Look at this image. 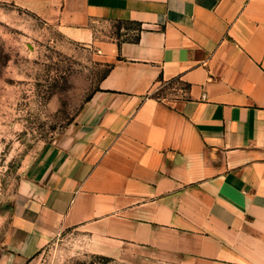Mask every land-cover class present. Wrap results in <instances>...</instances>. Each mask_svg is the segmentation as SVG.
<instances>
[{
    "label": "crops",
    "instance_id": "crops-1",
    "mask_svg": "<svg viewBox=\"0 0 264 264\" xmlns=\"http://www.w3.org/2000/svg\"><path fill=\"white\" fill-rule=\"evenodd\" d=\"M0 1L77 41L134 25L96 42L113 66L21 180L0 264L70 232L94 254L264 264V0Z\"/></svg>",
    "mask_w": 264,
    "mask_h": 264
},
{
    "label": "rangeland",
    "instance_id": "rangeland-1",
    "mask_svg": "<svg viewBox=\"0 0 264 264\" xmlns=\"http://www.w3.org/2000/svg\"><path fill=\"white\" fill-rule=\"evenodd\" d=\"M133 26L99 22L94 41H77L57 22L0 1V247L5 248L14 230L21 180L78 120L109 68L96 42L131 38ZM173 91L160 84L155 92L164 96ZM142 255L94 254L70 232L58 235L24 264H163Z\"/></svg>",
    "mask_w": 264,
    "mask_h": 264
},
{
    "label": "trees",
    "instance_id": "trees-1",
    "mask_svg": "<svg viewBox=\"0 0 264 264\" xmlns=\"http://www.w3.org/2000/svg\"><path fill=\"white\" fill-rule=\"evenodd\" d=\"M138 29L139 30H141V25H140V27H138ZM139 39V34L138 35H136V37H134V40H138ZM112 66H113V63H109V68H108V70L105 72V74L103 75V77L109 72V70L112 68ZM102 77V78H103ZM179 79H173V80H171V81H169V82H165V84L166 85H168V86H170L172 83H176L177 81H178ZM164 82V81H163ZM98 89V88H97ZM155 94L158 96V97H161L162 95L160 94V93H158V92H155ZM92 95V94H91ZM91 95H89L88 96V98H87V100H89L90 98H91Z\"/></svg>",
    "mask_w": 264,
    "mask_h": 264
}]
</instances>
